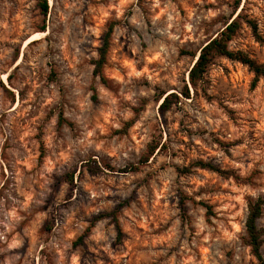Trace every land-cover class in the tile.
Segmentation results:
<instances>
[{"label":"rangeland","instance_id":"374dc122","mask_svg":"<svg viewBox=\"0 0 264 264\" xmlns=\"http://www.w3.org/2000/svg\"><path fill=\"white\" fill-rule=\"evenodd\" d=\"M42 1L0 0V264H261L264 79L189 73L236 18L230 49L264 65V0Z\"/></svg>","mask_w":264,"mask_h":264},{"label":"trees","instance_id":"16d2710c","mask_svg":"<svg viewBox=\"0 0 264 264\" xmlns=\"http://www.w3.org/2000/svg\"><path fill=\"white\" fill-rule=\"evenodd\" d=\"M239 0L238 2H240ZM40 8L42 9L43 13L47 15L50 10V5L48 0H43L40 3ZM249 25L256 37L257 41L264 45V38L260 34L258 25L254 21H250ZM241 28V24L239 19H234L227 27L220 33V35L211 41H209L199 52V55L196 56V61L189 73V85L197 88L201 83L205 81V76L208 72L209 67L213 64V61L217 57L227 58L231 61L239 62L244 66L248 67L249 70L255 75L253 80V87H256L257 84L264 79V65L260 64L257 60L253 59L247 53L243 51H232L230 49V43L237 35L239 29ZM113 34V28H110L109 32L104 38L103 45L100 48V57L97 61H95V70L94 75L95 77L103 78V68L107 63V57L111 47V37ZM190 88L186 85L183 96L187 99L190 98ZM169 99L165 98L162 108L168 109L169 108ZM158 147L151 146L150 154L142 159L141 163H148L149 158L155 154ZM196 166L202 169H208L213 172H218L221 174L224 173L221 169L216 167L211 163L205 162H198ZM138 166H134V170H139ZM264 209V198L260 197L257 200L249 202L248 207V217L246 221V231H247V244L252 248L253 255L260 261L261 264L264 263V258L262 254V247H263V230L259 227L258 221L261 219L263 215ZM105 218V217H102ZM117 227L119 228V223L116 220ZM120 230V228H119Z\"/></svg>","mask_w":264,"mask_h":264},{"label":"bare ground","instance_id":"6f19581e","mask_svg":"<svg viewBox=\"0 0 264 264\" xmlns=\"http://www.w3.org/2000/svg\"><path fill=\"white\" fill-rule=\"evenodd\" d=\"M36 38H32L30 39L27 43L30 44L31 42H33Z\"/></svg>","mask_w":264,"mask_h":264},{"label":"water","instance_id":"95a60500","mask_svg":"<svg viewBox=\"0 0 264 264\" xmlns=\"http://www.w3.org/2000/svg\"><path fill=\"white\" fill-rule=\"evenodd\" d=\"M197 60V59H196Z\"/></svg>","mask_w":264,"mask_h":264}]
</instances>
